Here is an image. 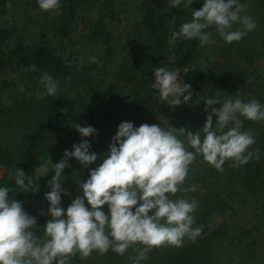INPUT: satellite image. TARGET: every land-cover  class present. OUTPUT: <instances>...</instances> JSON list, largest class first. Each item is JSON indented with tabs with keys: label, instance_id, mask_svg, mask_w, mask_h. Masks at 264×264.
I'll return each instance as SVG.
<instances>
[{
	"label": "clouds",
	"instance_id": "obj_1",
	"mask_svg": "<svg viewBox=\"0 0 264 264\" xmlns=\"http://www.w3.org/2000/svg\"><path fill=\"white\" fill-rule=\"evenodd\" d=\"M166 2L168 8L183 4L192 14L191 21L172 33V43L178 38H196L203 47L212 42V33L207 30L214 28L231 44L256 27L252 17L242 15L248 6L238 0H203L199 10L190 7L193 0ZM37 3L44 12L61 6L60 0H37ZM234 24L241 27L233 30ZM90 59L96 62L95 57ZM153 76V87L159 90L160 100L176 107L191 99V85L181 83L178 73L157 67ZM39 82L44 86L41 96L57 94L58 82L47 72ZM204 103V110L211 112L203 128L196 132L159 124H141L137 128L132 122H121L108 152L100 157L102 163L89 172L85 182L79 183L82 196H77L65 210L61 207V195L68 193L62 189V172L70 166L69 159H75L84 168L98 159L97 153L90 152L91 145L86 139L96 130L90 125L81 127L74 123L72 127L79 133L81 142L74 144L70 152L66 150L55 165L48 158L54 175L48 181L50 191L45 195L50 218L42 228L43 235L36 234V218L9 195L17 189L38 191L32 176L16 169L10 174L14 186L0 187V264H69V258L77 254L84 259L93 251L105 254L111 249L123 255L129 248L136 252L131 257L133 264H140L154 248L182 247L186 237L195 242L203 230L202 226L193 227L192 214L198 202L170 196L182 190L189 166L197 155L218 171H223L229 160L237 167L253 157L259 159V149L248 151L255 138L251 132L241 131V118L264 121V106L255 99L244 102L240 98H225L221 104L216 98L208 97ZM183 190L194 191L195 185ZM105 205L107 214L102 210Z\"/></svg>",
	"mask_w": 264,
	"mask_h": 264
},
{
	"label": "trees",
	"instance_id": "obj_2",
	"mask_svg": "<svg viewBox=\"0 0 264 264\" xmlns=\"http://www.w3.org/2000/svg\"><path fill=\"white\" fill-rule=\"evenodd\" d=\"M112 1H100L104 9L102 13L112 14V8L114 9ZM145 1L147 2L140 9L139 21L135 23L132 28L133 32L130 33L132 35L136 34L137 39H142V42L144 41L147 46L145 48L142 47L139 54L133 56L134 61H132V57L129 59L125 58L126 54L123 51L122 60L125 59L123 64H118V69L117 67H111L110 72L112 76H117V81H122L126 85L131 84L133 86L132 90H135L136 94L140 93L143 100L150 102L148 105L152 113L161 116L166 110L171 109L173 105H170L167 101L159 106L151 104L152 94L160 96V94L150 88L151 83L154 81L153 73L155 68L165 67L169 71L186 70L182 80L183 83L191 85L190 91L194 95L190 100L197 98L196 89H198L200 83H203L206 75L200 70V66L196 67V59H199L200 54L199 46L201 47L198 39L185 40L178 38L174 43L170 42L172 33L178 31L181 27L179 20L173 19L174 15L172 12L174 8H168L167 6L163 11H160L162 3L167 5L166 0H160L159 2H156V0ZM12 2L16 9L14 0H0V14L4 12L5 8L7 10V4ZM82 3L90 5V2L86 0H60L61 6L56 10V18L54 19L53 13L50 11L39 12L37 0H26L28 8L36 11V13L31 18H28L25 28L20 27L17 29L11 25H6V27L0 25V74L4 72L5 66L7 68L10 64V66H13V70L14 68L16 70L29 69L31 76L29 78L31 79H40L42 74L47 72L58 84L65 82L68 77L67 66L69 62L64 59L61 53L56 54L50 44V40H45L43 37L50 34L48 32L50 27L54 35L56 33L60 39L64 38L72 29L73 22ZM199 5L203 6V0L192 3L191 8L197 10ZM170 19L176 21L173 31L168 27V20ZM40 20L48 22V24L47 22L44 23L49 26L48 29L40 23ZM12 22L18 24L16 20H12ZM33 26L34 29L39 28L44 33H38L41 34V38L38 40L35 39L38 34H27L26 39H29L30 44L21 60L19 58L22 49L21 43L26 31H31L29 28ZM207 31L212 33L211 37L216 45L221 46L220 54L222 58L227 59L223 54L228 46L226 42L214 28H210ZM10 40L13 41L10 42ZM103 42H105L103 44L107 43L106 41ZM13 44L17 47L16 49L13 48ZM114 47H118L116 41L112 45H106L104 53L106 57L103 59L105 62L104 68H108L106 62L110 60L116 62L117 53H112ZM16 51L19 52V55L16 54ZM226 54H228V57L231 56V53ZM238 57L239 59L234 57L237 62L241 60L240 56ZM14 58L19 59L18 62H15ZM233 63V66H235L236 63ZM215 67L217 66L215 65ZM82 68L80 79L86 80L87 83H92L91 76L93 75L90 76L89 71L93 68L89 66ZM137 68H139V71H136ZM218 70L223 72L222 70L225 69L220 68ZM92 73L94 74L95 72L93 71ZM1 84V89H3L5 83ZM261 91L264 94V86L261 87ZM114 93L118 95L117 98H115ZM120 94H122V90L118 89L115 83L109 84L102 91L99 82L97 87L85 95L86 97L82 93L75 94L78 99L82 96L84 100L80 101L77 106L68 102L61 104V99L36 98L32 94L29 98L24 97L23 99L12 101L10 107L6 108V110L0 109V165L4 164L2 161L6 159L7 155V159H10L6 164V171L0 176V187L14 186V178L10 174H14L16 169H22L26 176H32L35 185L39 188L38 191H45L49 177L44 179L43 175L38 173V169L45 165L48 166V158L54 148L58 149L60 154V159L57 158L58 160L53 162L56 164L63 158L66 150L70 152L74 144L81 142L82 138L76 129L72 127L74 123L81 127L90 125L96 130L93 136L86 139L91 145L90 152H92L93 148H99L102 154L107 144L102 131L105 127H108L115 108L125 101V99H121ZM152 107H155V109H152ZM182 107L188 109L187 104L182 103ZM73 108L77 109L76 112ZM59 126L63 127L60 134L57 133V127ZM244 128L245 131L249 129V127ZM65 137L69 139L66 141ZM70 138L73 143L70 142ZM262 142L260 141L259 147L251 145L248 149V151L252 152L259 149V159L253 157L247 164L237 167L229 164L226 167L231 169V171L226 174L230 175L225 178L219 176L216 180L217 184L215 183L210 187L205 194L204 200L198 197V200H200L198 207L192 214L194 219H196L193 227L202 226L203 230L195 242L188 240L186 237L182 247L177 248L165 245L160 248H154L151 250V256L146 261L142 260L141 263L264 264V215L260 214V212L255 213V209L258 208L255 207L253 202L258 200V196L264 198V146L261 145ZM99 149L95 151L98 152ZM68 163L70 166L65 168L64 171L68 169V171L73 172L74 168H78L79 163L75 159H69ZM101 163L102 159L94 162L89 166H93L90 171ZM49 169L53 171V169ZM202 169L203 167L200 170ZM231 175H234L233 179L230 177ZM190 179V184L197 183L193 177ZM67 180H73L72 176H67ZM85 180L83 176L78 175L74 180V184L79 182L82 184ZM231 180L232 182H227ZM221 184H226L222 186L223 189L220 187ZM181 188H184L183 185ZM240 189H243L244 192L240 193ZM49 191L50 188L47 192ZM36 193L37 191L23 192V189H17L9 195L10 198L14 197L21 202L24 210L27 213H31V215L28 213L30 216L36 218V234L43 235L42 228L50 218L47 213L49 205L45 200L34 211L32 202ZM221 193L227 194L229 200L226 201L223 197H219ZM70 203V195L62 193L61 207L63 208V206ZM208 205L210 206L206 209ZM250 207H255V209ZM216 213H218L217 222L212 227L209 218ZM130 249L120 256L111 249L105 254L93 251L84 259H81L79 254H77L69 258V264H133L131 259L133 256L130 257L128 254ZM230 254H235L236 257L234 258Z\"/></svg>",
	"mask_w": 264,
	"mask_h": 264
},
{
	"label": "rangeland",
	"instance_id": "obj_3",
	"mask_svg": "<svg viewBox=\"0 0 264 264\" xmlns=\"http://www.w3.org/2000/svg\"><path fill=\"white\" fill-rule=\"evenodd\" d=\"M16 2V9L12 3L7 4V10L5 8L4 12L0 14V25L6 27V25L15 26L17 29L22 27L25 28L28 22V18L33 16L36 11L28 8L26 5V0H14ZM90 2V5L82 3V6L78 10L77 17L75 18L72 29L67 33V35L60 39L58 34L51 31L50 27L47 26L48 22L40 20V23L48 29L49 35H44L45 40H50V44L54 49V52L61 53V55L69 62L67 66V79L65 82H60L58 84V91L55 96L47 97L52 100H60L61 104L64 102L72 103L74 106L79 105V102L84 101L83 97L78 99L76 93H82L84 97L89 94L92 89L97 87L100 82V87L103 91L111 83H115L118 89L122 90L120 94L121 99H125L123 104L117 106L113 111L108 127L104 128L102 133L105 141L107 142L105 151L101 154L100 149L92 150V152L97 153L98 159L101 160V156L108 152L109 144L111 143L112 137L116 134L117 128L121 122H132L134 127H139L141 124H159L161 127L168 128V126L174 129L185 128L188 131L196 132L203 128L206 122V116L211 109L206 112L204 100L209 98H216L220 103L225 100V98L236 99L240 98L244 102L250 100H257L262 106H264V94L261 91V87L264 86V0H238L239 3L246 4L248 7L245 9V12L242 15H248L252 17L253 21L256 24V27L247 32V34L240 40L227 44L228 46L224 50L223 54L227 57L222 58L220 54L221 46L216 45L213 38L211 37V43L203 47H200L199 59H196V67L200 66L203 74L206 75L203 83L198 85L196 89L197 98L189 100L184 103L188 105V109L182 107V104L179 106H172L171 109L166 110L165 113L161 116H157L152 113L150 102L143 100L140 96V93L136 94L135 90H132V85H126L122 81H117V76H112L110 69L111 67L119 68L118 64H123L122 54L125 52V58L129 59L133 56L139 54L142 47H146L147 44L142 42V39H137L136 34L132 35L130 32H133L132 28L135 23L139 21L140 9L145 5L147 1L145 0H113L111 13H102L104 9L102 8L100 1L103 0H86ZM160 0H156L159 2ZM199 0H193V3L198 2ZM162 8L160 11H163L167 8L168 5L161 4ZM191 7V6H190ZM202 6L199 5V9ZM13 8V9H12ZM27 8V9H26ZM197 9V10H199ZM194 10V9H193ZM40 13L44 11L39 10ZM53 13L54 19L56 18V10L50 11ZM101 13V14H100ZM175 20H179L180 25L191 21L192 14L190 8H184L183 4L174 8L172 12ZM42 19V18H41ZM12 20H16L17 23H13ZM175 20H168V27L173 31L175 27ZM47 24H44L46 23ZM238 24L233 25V30L240 28ZM31 31H26L24 39L21 43V54L16 51V54L19 55V58L22 60L30 44L29 39H26L27 34L31 35L32 33L38 34L39 32L44 33L39 28L34 26L29 28ZM41 34H38V37L35 39H40ZM44 40V41H45ZM13 40H10L12 42ZM53 41V42H52ZM106 41V44H103ZM117 42L118 47H114L112 53H117L116 62L112 60L106 62L108 68H104L105 62L103 59L105 56L106 45H112V43ZM216 45V46H215ZM13 48L16 49L15 44ZM124 51V52H123ZM231 53V56L228 57V54ZM240 59L238 62L234 57ZM92 57H95L96 62H91ZM141 57V56H140ZM139 57V58H140ZM126 59V60H127ZM144 59V57H142ZM12 60V59H11ZM15 62H18L19 59L14 58ZM128 62V61H126ZM236 63L235 66L234 63ZM215 65L217 67H215ZM222 65V66H220ZM92 67L93 69L89 71L90 76L92 77L91 82L87 83L86 80L80 79L82 76V67ZM220 68L223 72H220ZM28 69V68H26ZM95 72L94 74L92 72ZM113 71V70H112ZM139 71V68L136 69ZM27 72V73H25ZM178 73V72H176ZM179 79L181 76L178 74ZM30 71L24 69H15L13 66L8 65L4 69V72L0 74V109L9 108L12 101L16 99H23L24 97L29 98L31 95H35L36 98H44L40 93L44 91V86L39 82L38 78H29ZM117 81V82H116ZM155 80L151 83L150 88L156 91L158 94L159 90L153 87ZM1 83H5L3 89H1ZM115 98L118 97L114 93ZM166 101L159 99V95H151V104L159 106L164 104ZM72 105V106H73ZM214 107L219 108L220 105H215ZM77 108V107H76ZM76 108L73 110L76 112ZM155 109V107H152ZM215 117H213V124H215ZM243 121V126L241 131H245L244 127H249L248 131L252 133L255 138V143L253 146H258L260 141H263L261 145L264 146V121H249L241 118ZM1 129V128H0ZM63 127H57V133H61ZM70 132L73 133L72 130ZM184 139L183 137H179ZM69 138L65 137L67 141ZM63 140V139H62ZM70 142L73 141L70 138ZM48 143V142H47ZM187 146V142L185 140ZM260 145V146H261ZM192 150V149H189ZM194 151V150H192ZM3 159L0 165V176L6 171V164L10 159ZM60 159V154L58 149L54 148L49 156L52 165H55V161ZM50 163L48 166H42L38 169V173L43 175L44 179L49 177L50 181L54 175V172L49 168L53 169ZM198 164V166H196ZM233 164V161H226L223 165V170L218 171L213 166H210L206 163L202 156L197 155L196 159L189 166V171L186 180L184 181L182 190L177 192L175 195L170 196L172 199L185 198L189 201L196 200L199 204L198 197H201L203 200L205 194L209 191L210 187L216 183V180L219 176L228 177L230 174H226L231 169H227L226 166ZM84 168L80 164L78 168H74L72 171H63L62 172V189L66 190L71 197V202L77 197L82 196V191L78 187L79 183H75V178L80 175L83 176V179L86 180L89 178V172L92 168ZM201 167H203L202 170ZM197 173V174H196ZM195 174V175H194ZM226 174V175H225ZM50 175V176H49ZM67 176H72L73 180H67ZM234 175H231L233 179ZM85 177V178H84ZM196 179L197 183L190 184V178ZM43 179V183H44ZM85 180V181H86ZM227 182H232L227 181ZM189 183V184H186ZM81 184V183H80ZM217 184V183H216ZM195 185L194 191L185 192L183 189H190ZM226 184H221L220 187ZM39 189V188H38ZM223 189V188H222ZM49 190L48 182H46V190L37 191L33 199V209L34 211L45 201V195ZM40 192V193H39ZM240 193H243L244 190L240 189ZM39 193V194H38ZM219 197H223L224 200H229L227 194L221 193ZM219 199V198H218ZM255 207V213L264 215V198L258 196V200L253 201ZM46 204V203H45ZM69 204L63 206L64 209H67ZM87 206V205H86ZM139 206V205H137ZM208 205L206 209L209 207ZM222 208V207H221ZM102 210L107 214L108 208L105 205ZM134 211V209H133ZM29 213V212H28ZM203 213V212H202ZM224 213V212H223ZM31 215V213H29ZM217 214V215H216ZM209 218L212 227L215 225L218 213ZM196 221V219H194ZM172 247V246H171ZM109 252V251H108ZM136 252L131 248L128 251L129 256H134ZM119 255V254H117ZM236 257L235 254H230V256ZM120 256V255H119ZM151 256V251L148 253L147 259ZM146 259V260H147ZM143 260V261H146ZM140 264H144L141 263Z\"/></svg>",
	"mask_w": 264,
	"mask_h": 264
},
{
	"label": "built area",
	"instance_id": "obj_4",
	"mask_svg": "<svg viewBox=\"0 0 264 264\" xmlns=\"http://www.w3.org/2000/svg\"><path fill=\"white\" fill-rule=\"evenodd\" d=\"M174 72H178V74L181 76L180 81H181V83H183L182 79H183V75L186 73V70H175ZM193 95H194V93L191 91V98H192Z\"/></svg>",
	"mask_w": 264,
	"mask_h": 264
}]
</instances>
